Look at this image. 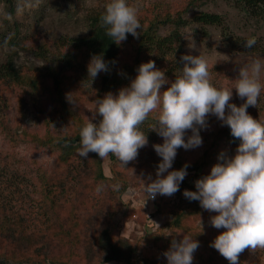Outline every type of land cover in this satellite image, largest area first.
Listing matches in <instances>:
<instances>
[{
    "label": "rangeland",
    "instance_id": "rangeland-1",
    "mask_svg": "<svg viewBox=\"0 0 264 264\" xmlns=\"http://www.w3.org/2000/svg\"><path fill=\"white\" fill-rule=\"evenodd\" d=\"M110 2L111 0H14L11 9L4 0H0V65L7 61L11 50L6 46V41L14 36L20 40L18 47L15 48H18L19 54L16 55L21 64L39 67L55 66L57 64L55 42L59 38L88 34L90 31L88 17L96 12L105 11L106 5ZM128 3L139 6L138 18L147 15L150 9L162 11L165 8H169L173 14L183 12L187 17L199 11L221 14L224 20L221 26L190 23L182 31L185 54L202 55L207 60L211 81L218 88L234 87L241 66L250 64L254 59L264 62V51H247L227 40L229 34L225 33H231L244 38L262 39L264 43V17H252L242 8L238 0H128ZM170 28L168 24L160 30L165 34ZM169 65L168 62L155 61L156 68L164 71L168 80L161 91L170 87L176 75L182 73L177 69L170 71ZM137 74L138 71L132 76L130 83ZM261 83L264 84V73L261 75ZM65 93L67 97L71 95L78 101L77 105L68 101L69 108L76 109L85 120L90 121L92 118L90 109L97 107V101L108 93L118 95L119 91L102 95L103 93L99 94L93 84L80 80L77 83L69 81ZM232 93L230 102L240 106L237 102L242 99L235 88L232 89ZM50 100L41 98L36 101L27 93L26 88L0 84V192L2 197H5L8 193L16 195L18 190L23 197H17L27 202V204L22 202L21 210L28 205L37 212L36 202L41 196L43 187L40 181L42 173L55 174L59 181L67 172L66 165L62 163H59V167L56 166L54 171L52 170L58 155L56 148L48 144L32 142L24 134V132L44 134L46 124L43 120L47 116L53 117V125L57 128L68 125V128H62L57 132L64 133L70 129L72 119L59 102V98L50 97ZM247 111L249 114L255 112L256 115L259 112L264 113V89L261 91L258 105L249 106ZM150 115L152 118L144 122L149 133H152L151 137L149 134L148 144L139 149L135 160L117 166L121 171L123 184L127 185L123 195L119 199L105 197L104 202L103 195L106 192L103 190L108 189L109 184L98 185L100 189H97L90 185L89 180H83L74 192V198L77 197L78 201L73 206L67 201L58 207L62 221L72 216L89 223V232L85 230L80 233L81 239L74 244L75 247L71 249L70 244H66L57 236L64 239L62 231L57 233L56 227L53 231L57 235L52 230L40 229L43 225L41 223L44 222V218H41L39 230L36 226L33 235L31 230L16 238L13 233L10 234L9 240L6 239L3 247L0 248V260L6 259L11 264H52L53 262L97 264L100 257L93 256L91 242L95 233L91 226L96 224L100 230L105 222L110 227L114 226L116 233L128 238L137 246L136 264H168L165 253L170 249L167 247L172 241L167 245V240L174 237L173 239L181 241L185 236L199 242V247L194 253L204 257L212 254L211 259H205L207 263L202 264H230L212 246L215 238L226 231L224 228L217 229L212 226L211 218L217 213L204 209L201 204L195 208L193 203L184 200L185 190L195 191V181L191 179L190 186L186 188L179 184V189L182 190L171 196L157 194L155 199L147 198L144 185L157 179V169L162 160L153 146L164 142L162 136L151 130L154 126H158L159 112ZM60 118H64V124L59 122ZM99 118L97 116L93 122L96 123ZM220 124L222 122L215 115L210 114L207 118V127L201 128L204 132L200 134L202 145L187 150L181 147L177 153L187 163H195L208 146V133H212ZM191 135L192 131L188 130L184 136L185 141ZM224 152L222 159L212 160L209 163L207 169L209 168L210 172L214 165L224 163L227 158L236 154L234 151ZM103 164L105 173L112 176L110 155L103 159ZM89 165L90 162L88 168ZM170 170L171 168L163 175L166 176ZM103 207L111 212L112 219L101 215L100 211ZM181 210L185 212L183 226L177 228L172 226V222L176 212ZM33 224L35 226V223ZM169 224L170 228L167 230ZM2 240L0 239V243ZM77 252L84 254L81 263H78L79 259L75 256ZM196 255L193 254L194 257ZM239 262L264 264V250L258 249L255 252L245 250L239 256ZM104 264L124 263L110 261Z\"/></svg>",
    "mask_w": 264,
    "mask_h": 264
},
{
    "label": "clouds",
    "instance_id": "clouds-1",
    "mask_svg": "<svg viewBox=\"0 0 264 264\" xmlns=\"http://www.w3.org/2000/svg\"><path fill=\"white\" fill-rule=\"evenodd\" d=\"M139 6L128 0H111L101 16L107 35L118 45L130 33L141 34L138 19ZM255 38L246 40L245 47L255 45ZM182 73L176 75L170 87L161 91L168 83L164 71L157 69L154 61L142 63L130 86L118 95L108 93L90 109L92 118L80 131L78 155L87 157L95 152L101 159L114 155L123 165L138 156L140 148L148 144V137L140 126L153 112H159L158 126L154 130L163 137L162 144L153 147L162 157L157 169V179L144 185L147 198L157 194L171 196L179 190L186 176V167L163 175L172 167L177 149H191L202 145L200 129L207 127L208 116L215 115L223 125L231 129L233 137L240 139L234 157L217 163L211 173L196 182L198 191L185 190L184 196L199 201L201 206L217 213L211 218L212 226L226 231L219 234L212 246L230 264H240L239 256L245 251L264 250V124L247 111L257 106L264 84V62L254 59L239 68V77L231 89L218 88L211 81L207 60L202 55L185 54ZM108 64L102 56H93L88 65L91 82ZM237 90L245 102L237 106L231 103L232 89ZM69 103L78 101L71 95ZM99 116V123L93 121ZM192 135L185 141V133ZM199 242L189 236L183 240L173 239L171 248L165 253L168 264H192L193 253Z\"/></svg>",
    "mask_w": 264,
    "mask_h": 264
},
{
    "label": "trees",
    "instance_id": "trees-1",
    "mask_svg": "<svg viewBox=\"0 0 264 264\" xmlns=\"http://www.w3.org/2000/svg\"><path fill=\"white\" fill-rule=\"evenodd\" d=\"M4 1L11 9L13 8L14 0ZM238 1L241 3L242 8L252 17H264V0ZM104 12H96L88 17L90 21V31L88 34L70 38H59L55 42L57 55V64L55 66L39 67L32 64L24 66L19 62L16 55L19 53L18 48L15 47H18L20 40L11 36L6 41V46L10 47L11 50L7 61L0 65V84L26 88L27 93L36 101H39L41 98L51 101L50 97L57 96L59 102L72 120L70 129L64 131V133L57 131H61L60 129L62 128H68V125L65 124L63 127L57 128L56 125H53V117L48 116L43 120L46 124L44 134L24 132L28 136L27 139L32 142L48 144L56 148L58 155L52 170L54 171L56 166L59 167V163H62L66 165L67 172L64 175L65 177L59 181L55 177V174L48 175V172L41 174L40 181L43 183V187L41 186V196L36 202L37 212L28 205L24 210H21L22 202L25 204L27 202L17 197H23L18 190L16 195L8 193L5 194V197H2V193L0 192V239H3L0 243V248L3 247L6 239L9 240L11 233L16 238V236H22L24 233H29L28 230H31L33 235L36 226H38L37 229L39 230L40 219L44 218L40 229L53 231L56 227L57 233H61L62 231L61 234L64 236V239L53 231L54 234L65 241L66 244H70V248L72 249V247H75L74 244L80 241V233L85 230L89 232V223L82 222L81 218L72 216L62 221L58 207H61L67 201L72 203L71 206H73L78 201L77 197L74 198L77 185L83 180H89L90 185L97 189H100L98 185L109 184L108 189L103 190L106 192L103 195L104 202L106 201L105 197L119 199L127 188V185L122 182L121 171L117 169V166L121 162L114 155L110 154L112 176H108L105 173L103 159L97 153L89 152L87 157L78 155L81 147L80 131L89 121L85 120L83 115L77 112L76 109L69 108L65 93L69 81L77 83L80 80H84L85 83L93 84L99 94L103 93L102 95H106L107 92H117L124 87L130 86V80L138 71L139 66L151 60H155L157 63L159 61L168 62L170 64L168 67H171L170 71L177 69L180 72L183 67L181 57L185 55L182 39L183 28L190 23L216 26H221L224 23L222 15L215 12L199 11L187 17L184 16L183 12L173 14L169 8H165L162 11L150 9L147 15L138 18L141 24V29L137 30L141 33L139 37H134L129 33L127 39L118 45L113 41L112 37L107 35L106 26H102L101 16ZM168 24L171 26L169 32L162 33L161 27ZM225 34H229L227 35L229 37L227 40L236 47H241L251 52L264 51L262 39L256 40L253 47L247 48L245 44L246 40L250 39L249 37L244 38L239 35H232L231 33ZM23 47L25 48V45ZM96 55L102 56L108 64V71L100 72L91 82L88 78V65L92 57ZM245 100L246 98L239 100L237 104L242 105ZM250 115L261 124H264V113L259 112L256 115L255 112H252ZM151 118L152 116L149 115L147 119L150 120ZM100 119L102 118L100 117ZM59 122L64 124V118H60ZM140 130L147 137H149V134L151 137L152 133H149V129L145 123L140 126ZM200 134H204L202 129L200 130ZM208 137V146L195 163H187L178 153L173 161L170 172L186 167L187 176L180 182L183 188L190 186L189 182L191 179L197 182L199 179L209 175L211 173L209 168L207 169L209 163L212 160L222 159L225 150L237 152L242 142L240 139L233 137L231 129L223 124L217 126L212 133H208ZM88 162H90L89 168ZM195 191H198V189L196 188ZM186 199L187 202L193 203L195 208L200 204L199 201L184 197V200ZM100 213L103 217L107 216L110 219L113 217L111 212L105 209V207L101 209ZM184 216L185 212L183 210L176 212L172 226L181 228ZM33 223H35V226ZM103 224L100 230L96 227V224L91 226V228H94L95 233L91 242L94 251L93 256L100 257L97 264H104L110 261L136 264L137 246L128 238L116 233L114 226L111 225L112 227H110L105 222ZM170 224L166 227L167 230L170 228ZM81 228L82 230H78ZM173 238L167 240V245L173 241ZM171 245L167 248H171ZM193 254L197 255L193 256L192 264L207 263L205 259H211L212 257V254L207 257L201 256L199 253ZM75 256L79 259L78 263H81L84 254L77 252ZM0 264L11 263L6 261V259H1ZM52 264L56 263L53 262ZM61 264H68V262H62Z\"/></svg>",
    "mask_w": 264,
    "mask_h": 264
}]
</instances>
